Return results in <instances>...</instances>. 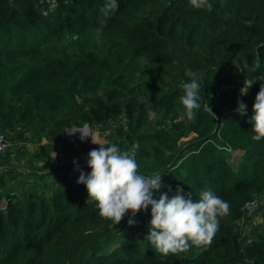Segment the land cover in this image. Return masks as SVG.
Masks as SVG:
<instances>
[{"label": "trees", "instance_id": "trees-1", "mask_svg": "<svg viewBox=\"0 0 264 264\" xmlns=\"http://www.w3.org/2000/svg\"><path fill=\"white\" fill-rule=\"evenodd\" d=\"M48 1L0 0V130L12 142L0 167L23 153L13 142L58 141L88 125L107 142L89 138L87 153L115 144L134 150L143 174L161 173L153 198L210 189L230 211L211 244L164 256L143 239L150 206L114 225L64 172L52 185L39 175L19 195L0 171V264H264V204L253 229L243 223L245 204L264 196V139H252L249 122L264 84V0H209L211 11L189 0H117L103 25L107 0H56L51 10ZM186 69L206 100L194 121L180 102ZM221 80L234 86L216 97ZM251 81L239 98L238 84ZM227 148L242 153L236 167ZM50 150L39 147L32 161Z\"/></svg>", "mask_w": 264, "mask_h": 264}, {"label": "clouds", "instance_id": "clouds-1", "mask_svg": "<svg viewBox=\"0 0 264 264\" xmlns=\"http://www.w3.org/2000/svg\"><path fill=\"white\" fill-rule=\"evenodd\" d=\"M192 8L196 10H212L209 0H189ZM119 7L117 0H107L100 9L102 13L101 25L104 18L109 17ZM99 31V29H98ZM188 81H181L179 87L183 90L180 102L183 105L187 120L194 121L197 111L201 108L202 84L198 74L191 69L185 70ZM251 81L241 90V95L247 93ZM237 114L246 115L247 106L237 102ZM207 109L211 108L207 102ZM250 118L254 141L264 139V84H261L252 108ZM212 113V112H211ZM214 116V115H213ZM81 133V140L91 138L94 133L91 129ZM69 132L70 134L76 132ZM98 145V144H97ZM76 162L74 161V164ZM87 166L90 173L80 170L77 180L83 184L88 192V198L96 202L99 215L118 225L131 212L132 217L140 211L151 208L149 232L143 238L147 239L155 252L164 256L180 254L189 251L191 246H206L211 244L219 229V217L229 214L230 204L217 196L212 190H203L199 199H194L192 192L184 193L182 188L176 189V194L169 198L167 192L162 193L159 199L153 198L154 191L162 186L161 173L145 175L140 171V164L135 159L134 150L121 151L119 146L112 144L107 147L100 146L88 153ZM79 170V165H76ZM135 221L129 218L128 224Z\"/></svg>", "mask_w": 264, "mask_h": 264}, {"label": "crops", "instance_id": "crops-1", "mask_svg": "<svg viewBox=\"0 0 264 264\" xmlns=\"http://www.w3.org/2000/svg\"><path fill=\"white\" fill-rule=\"evenodd\" d=\"M92 131L95 134L93 136L95 142H107L106 133L102 134L99 130L94 129H92ZM62 142L67 141L65 139L63 141H57L52 136L48 135L44 137L42 141H19L13 144L16 148H26L29 152L26 157H21L20 155H16L13 151L12 155L9 157V164L0 167V171H4L3 174L5 176L7 188L14 187L19 195H23L30 184L36 183V178H38L39 175H45V181H48L51 185L55 183L59 173L66 170L68 163L73 158V153H70L69 149L64 148L61 145ZM41 146L51 148L50 157L32 161V154Z\"/></svg>", "mask_w": 264, "mask_h": 264}, {"label": "built area", "instance_id": "built-area-1", "mask_svg": "<svg viewBox=\"0 0 264 264\" xmlns=\"http://www.w3.org/2000/svg\"><path fill=\"white\" fill-rule=\"evenodd\" d=\"M49 2V9H53L56 6V0H50ZM48 12V10H44L43 13L46 14ZM249 83V82H248ZM247 83V84H248ZM233 84L228 83L226 81H219L216 88H215V96L219 97L221 96L222 93H231L232 89H233ZM246 87V85H245ZM244 88V84H238V97L242 98L243 95H241V90ZM88 130L89 126L84 125L82 127H76L73 126L71 128H67L63 134V138L69 142L72 143L73 145H75V152L73 154V158L71 159V161L68 163L66 170L64 171V175L66 177V180L72 184L75 185H83V184H78L77 180L79 178L80 175V170L84 171L85 174L90 173L88 166H87V160H88V153L85 150V143L86 141H88L89 138H85L83 140H81L80 137H78V133L79 131L76 130ZM72 131H76L72 134H70L69 132ZM81 136V133H80ZM11 141L8 138L7 134L0 130V157L3 156L5 154V152L10 148L11 146ZM229 151L232 152V156L235 154L233 153L234 150H231L230 148H227ZM74 161L76 162L74 164ZM79 165V170H77L76 165ZM261 199V200H259ZM259 199H255L252 201H248L245 206H244V211H245V218L247 214H252L253 211H255L256 209L258 210L259 207H257L259 202H263L264 204V196H262ZM1 206H4L3 203H1Z\"/></svg>", "mask_w": 264, "mask_h": 264}, {"label": "rangeland", "instance_id": "rangeland-1", "mask_svg": "<svg viewBox=\"0 0 264 264\" xmlns=\"http://www.w3.org/2000/svg\"><path fill=\"white\" fill-rule=\"evenodd\" d=\"M247 87V86H246ZM249 89V88H248ZM248 91V90H247ZM89 129H90V127H89ZM82 130H84V129H82ZM92 130V129H91ZM85 132H87V130H84ZM93 132V131H92ZM95 132V131H94ZM78 137H80V132L78 133ZM95 135V134H94ZM93 135V136H94ZM191 136H193V135H191ZM90 138V137H89ZM91 139V138H90ZM185 140V139H184ZM13 144H15L14 142H13ZM23 150V153H24V150H26L25 152L26 153H21L20 154V156L21 157H26L27 155H28V150L26 149V148H24V149H22ZM233 153H235L234 155H233V158L231 159V162H232V164H233V166L234 167H236L237 166V164H238V162H239V158H240V156H241V152L239 153V152H237V151H233ZM30 157V156H29ZM29 167H32V166H30V165H28ZM259 200H261V199H259ZM2 203H3V205L5 204V202L4 201H2ZM257 207H259V209L257 210H255V211H253V213L252 214H247L246 215V218H245V220H244V224H246L245 226H248L249 227V229H253V227H254V223H255V220H257V216L260 214V211L262 210V208H263V202H259L258 203V205H257ZM255 219V220H254ZM129 228V227H128Z\"/></svg>", "mask_w": 264, "mask_h": 264}, {"label": "water", "instance_id": "water-1", "mask_svg": "<svg viewBox=\"0 0 264 264\" xmlns=\"http://www.w3.org/2000/svg\"><path fill=\"white\" fill-rule=\"evenodd\" d=\"M170 2H168V4H169ZM88 126V125H87ZM64 140V138H63V135L59 138V141H63Z\"/></svg>", "mask_w": 264, "mask_h": 264}]
</instances>
